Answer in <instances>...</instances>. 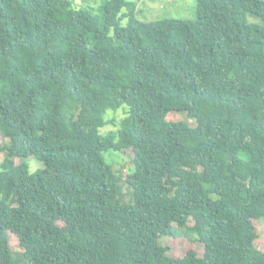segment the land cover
<instances>
[{"label": "trees", "instance_id": "16d2710c", "mask_svg": "<svg viewBox=\"0 0 264 264\" xmlns=\"http://www.w3.org/2000/svg\"><path fill=\"white\" fill-rule=\"evenodd\" d=\"M135 13L0 0V264H264V0ZM128 152L116 173L106 155ZM181 236L203 255L170 257Z\"/></svg>", "mask_w": 264, "mask_h": 264}, {"label": "rangeland", "instance_id": "374dc122", "mask_svg": "<svg viewBox=\"0 0 264 264\" xmlns=\"http://www.w3.org/2000/svg\"><path fill=\"white\" fill-rule=\"evenodd\" d=\"M74 9H85L89 10L96 15L103 14L104 0H69ZM136 3L135 16L138 20L143 22H150L159 20L162 18H175V19H186L193 20L196 16V0H129ZM121 24L125 26L127 19L124 18ZM112 34V33H111ZM124 117L122 109L114 112L108 110L105 118L106 120L118 122ZM169 121H187L191 126L195 123L193 119L189 118L186 113L171 112L167 115ZM117 127L114 125H107L102 128V133L116 130ZM7 140L0 137V147L5 144ZM4 152H0V163L4 159ZM107 161L112 165L113 170L116 173L123 175L129 173L132 168V153L127 154L112 153L106 155ZM19 159L15 160L18 164ZM28 164V172L33 174L39 169H43L44 165L42 162L30 157L26 160ZM123 194L128 198V187L123 184ZM256 227L257 239L255 240V246L264 252V218L256 221L254 220ZM160 244L169 248V256L172 258L182 257L187 251H196L199 257L203 255L204 246L201 243L193 242L185 236L181 237H163L160 239ZM9 245L13 251H19L18 240L15 235L9 233Z\"/></svg>", "mask_w": 264, "mask_h": 264}]
</instances>
